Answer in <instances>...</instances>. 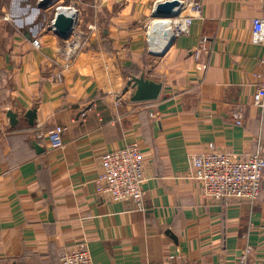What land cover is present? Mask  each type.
<instances>
[{"label": "crops", "instance_id": "0c3cea01", "mask_svg": "<svg viewBox=\"0 0 264 264\" xmlns=\"http://www.w3.org/2000/svg\"><path fill=\"white\" fill-rule=\"evenodd\" d=\"M39 1L0 0V264H60L78 245L93 264H238L246 246L248 262L264 264V177L253 203L208 200L190 178L192 156L204 150L264 151V108L252 103L263 48L251 42V20L260 4L200 0L189 33L163 50L149 37L163 0ZM58 9L74 17L85 51L113 58L125 83L141 73L160 81L159 96L131 101L126 84L108 95L78 66L63 68ZM57 125L64 143L51 147ZM133 142L144 210L95 192L100 156Z\"/></svg>", "mask_w": 264, "mask_h": 264}, {"label": "built area", "instance_id": "2783aa9c", "mask_svg": "<svg viewBox=\"0 0 264 264\" xmlns=\"http://www.w3.org/2000/svg\"><path fill=\"white\" fill-rule=\"evenodd\" d=\"M262 7V15L252 18L251 42L262 46L259 59L261 69L255 74L256 82L252 94V103L259 110L264 108V0H254ZM179 14L173 17L170 27L175 35L188 34L195 17L201 13L200 0H179ZM75 25V24H74ZM82 32H72L61 49L63 68L75 65L94 77L101 90L114 95L126 84L119 64L102 51H85ZM35 47L39 46L33 39ZM202 48L196 50L198 58ZM242 112L234 113V123H242ZM62 127L57 125L49 133L51 147L63 145ZM144 162L140 146L133 142L108 151L100 156L99 170L94 180L95 192L102 200L133 202L137 210H144L142 182L144 180ZM264 177V151L255 147L244 157H236L229 151L204 150L192 156L190 178L202 188V195L208 200L224 198L237 199L253 203L259 196ZM250 246L238 254V264H250L248 256ZM60 264H93L86 246L78 245L66 250L60 256Z\"/></svg>", "mask_w": 264, "mask_h": 264}, {"label": "water", "instance_id": "95a60500", "mask_svg": "<svg viewBox=\"0 0 264 264\" xmlns=\"http://www.w3.org/2000/svg\"><path fill=\"white\" fill-rule=\"evenodd\" d=\"M52 4L53 0H40L38 6L40 8H47ZM179 6V0H163L157 2L154 5L152 16L154 18L176 17L180 12ZM74 24L75 19L73 16L66 14L61 9H58L55 12L52 27L57 36H59L61 39L64 40L70 36ZM154 33L155 41L162 45L163 50L168 49L176 37L173 29L169 26L157 29L154 31ZM129 87L132 89L130 100L137 102L156 99L160 94L162 83L158 80L145 76L144 73H141L138 76H131L129 78V80L126 82L125 91L128 90ZM6 115L9 118L11 125L17 123V114L15 112L8 110ZM24 117L27 119L29 125H33L34 119L36 118L35 109L27 110L24 114ZM38 150H41V148Z\"/></svg>", "mask_w": 264, "mask_h": 264}, {"label": "bare ground", "instance_id": "6f19581e", "mask_svg": "<svg viewBox=\"0 0 264 264\" xmlns=\"http://www.w3.org/2000/svg\"><path fill=\"white\" fill-rule=\"evenodd\" d=\"M173 18H157L155 21L152 23L153 25L150 26L149 29V34H150V39L151 41L155 40V33L154 31L163 27H170V25L173 22Z\"/></svg>", "mask_w": 264, "mask_h": 264}]
</instances>
